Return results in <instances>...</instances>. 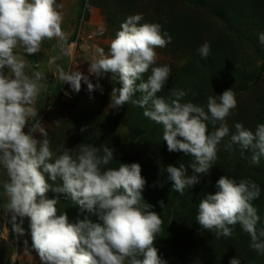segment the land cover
<instances>
[{
  "label": "clouds",
  "instance_id": "9594fccd",
  "mask_svg": "<svg viewBox=\"0 0 264 264\" xmlns=\"http://www.w3.org/2000/svg\"><path fill=\"white\" fill-rule=\"evenodd\" d=\"M59 7L56 0H0V167L8 177L2 188L13 231L23 235L22 218H30L33 247L42 264H166L154 247L162 220L152 211L153 206L144 202L146 181L140 164L119 163L118 168L104 170L114 161L115 149L83 144L78 152L65 150L53 161L48 133L32 107L44 87V76L39 71L27 75L26 61L15 50L22 48L33 55L44 41L56 40L61 52L67 54ZM142 20V14L127 17L108 54L101 48L99 58L89 62L88 75L60 67L57 71L63 84H69L74 92L81 91L83 82L89 93L99 90L101 94L99 81L111 73L112 81L122 87L113 88L109 107L119 111L131 103L143 108L146 118L163 126L162 138L168 151L193 158L189 164L191 176L183 164L166 168L167 180L173 182L172 191L184 195L185 189L197 185L199 175L215 163L217 146L230 132L226 118L237 101L233 91L227 90L220 96H209L206 111L192 102H182L188 94L182 89L172 88L167 99L158 96L171 69L167 65L153 67L157 61L155 49L165 47L172 38L162 33L160 24H140ZM259 42L264 45V33H260ZM197 51L206 60L210 45L205 42ZM149 70L145 82L143 77ZM90 76L96 77L95 84ZM136 93L140 96L133 99ZM30 117L34 122L26 134ZM209 122L214 127L220 122L211 134ZM34 133L43 139L37 140ZM234 145L241 156L250 151L251 163L259 165L264 157V124L253 132L236 123L225 148L231 151ZM45 174L52 182L59 178L62 184H49ZM216 188L215 194H206L198 205L196 220L201 229L212 232L217 239L231 237L234 228L230 226L239 223L250 236V247L264 254V228L257 229L260 217L252 204L261 195L260 186L252 180L237 183L222 176ZM49 190L97 214L103 223L70 224L66 214H57L59 200L46 198ZM159 205L164 208V201ZM229 264L241 261L232 258Z\"/></svg>",
  "mask_w": 264,
  "mask_h": 264
},
{
  "label": "rangeland",
  "instance_id": "374dc122",
  "mask_svg": "<svg viewBox=\"0 0 264 264\" xmlns=\"http://www.w3.org/2000/svg\"><path fill=\"white\" fill-rule=\"evenodd\" d=\"M98 1L56 0V4L62 6L57 8V11L63 18L62 31L66 36L67 54L61 52L56 40L44 41L39 52L33 55H28L22 48H17L15 52L26 61L25 73L27 75L31 77L33 72L39 71L44 76V87L32 107L37 111V117L48 133L53 161L58 157V153L62 155L65 150L78 152V147L82 144L88 145L89 139L98 141V139L110 136L113 141L112 148L115 149L114 161L117 165L119 163L140 164L141 175L146 181L142 193H152L173 183L167 180L166 168L169 165L179 167L183 164L186 168L192 161L187 162L188 159L183 152H175L172 156H168L155 153L150 147L140 144L139 134L128 125L133 124L134 127H138L146 117L138 107L132 108L130 103L125 104L119 111L109 107L113 88L121 87L119 82L112 81L111 73L106 74L99 81L103 87V94L99 90L89 93L87 85L83 82L81 91L76 93L69 84H63L59 79L58 67L65 71H81L88 75L89 62L93 58H99L98 50L101 48L104 49L105 55L108 54L111 42L121 30V24L126 21V19L119 20L118 18L109 21L115 14L116 7L110 8L112 15H106L97 5ZM135 1H137L135 6H138L137 10H139L137 14H142L143 21L160 24L161 30H163L164 23L168 24L173 21L178 13L191 14L193 20L202 18L203 26L208 23L210 25L204 34V43L212 44L220 35L230 38L232 47L228 49V54L235 67L226 81L220 84H210L205 89V98L199 105L205 107L207 111L209 96H220L227 90L233 91L237 106L225 121L230 130L229 136L217 146V159L207 173L199 175L200 182L191 189L186 188L184 195L178 193L177 200L168 214L165 211L158 213L164 219L160 232L164 230V227L165 229L170 228L172 236H175L177 240L175 244L168 243V241L158 244V255L166 264H229L232 258L240 259L241 264H264V254L255 250L250 251L249 255L243 252L241 241L244 239L240 240L235 233L231 237L221 236L218 239L214 237L209 243L203 239L210 237L191 236L189 240L188 238L180 240L179 231V224L192 220L185 214L183 204L189 205L192 196L200 203L206 194H215L216 191L211 186L213 177L217 173L223 170L224 176L228 178H231L230 175L240 177L243 175L241 166L254 173H261L258 165L252 164L250 160L242 159L235 149L226 150L225 146L231 134L235 132L236 123L243 124L246 129L253 132L256 130L258 121L256 114L260 106L258 99L264 93V45L259 42V35L264 31L255 24L234 19L229 11L223 17H218L213 10L202 7L195 0ZM155 51L157 61L153 67L167 65L171 69L165 87L176 80L183 67L193 61L196 55L192 51L184 52L180 46H173L169 43L163 48H156ZM5 73L11 76L7 69ZM150 74L151 70L144 75L145 82ZM203 77L207 79L208 73H204ZM90 79L94 84L97 82L95 76H90ZM138 83L140 81H137ZM160 94L161 92L157 95ZM94 114H98L99 120H93L91 125L88 118L91 119ZM33 119L29 118V125L24 129L26 134ZM121 120L127 126L121 125ZM112 122L117 123L118 127L114 131H107L113 125ZM219 126L220 122H217L215 127L210 122L207 123L208 134ZM81 129L86 130L82 132ZM33 135L37 140L43 139L39 133ZM56 137L59 144H52ZM54 145L59 152L54 151ZM71 154L75 155V153ZM239 166L240 170H236ZM45 175L46 179L50 180L47 174ZM243 176L244 179H248L245 175ZM7 179L5 170L0 167V264H42L33 247L30 218H22L23 235H18L13 231L11 214L6 207L7 198L3 195L2 188V183ZM161 184L163 187L160 186ZM20 219H17V223Z\"/></svg>",
  "mask_w": 264,
  "mask_h": 264
},
{
  "label": "trees",
  "instance_id": "16d2710c",
  "mask_svg": "<svg viewBox=\"0 0 264 264\" xmlns=\"http://www.w3.org/2000/svg\"><path fill=\"white\" fill-rule=\"evenodd\" d=\"M204 8H210L213 10L214 14L218 17H223L226 15V12L229 11L233 14L234 19L242 20L244 23H252L260 27L264 31V0H195ZM137 1L135 0H99L97 5L103 10L104 14L112 15L110 8L112 6L116 7L115 14L109 19L113 20L118 18L119 20L127 19V17L131 15H135L139 12L138 6H135ZM137 10V11H135ZM191 14L188 13H178L174 20L167 23H164L163 32H167L172 40L170 45L180 46V49L185 51H192L196 55L190 63H187L182 71L176 77V80L172 83H169L167 87L161 91V94L158 96L167 97L170 95V90L172 88L182 89L188 94L184 97L182 102H192L196 105L202 104L206 92V88L210 86V84H220V82H224L227 80L229 74L235 69L234 62L230 60L228 49L232 47V42L230 38L218 36L217 39L210 45V55L205 60L198 53V49L204 44V34L209 29V23L206 26H203L204 20L202 18H197L193 20ZM145 23L143 20L140 21V24ZM204 73H208L209 77L205 79L203 77ZM257 82L255 81V84ZM207 86V87H206ZM122 87V85H121ZM195 94V95H194ZM140 93H136L133 99H138ZM131 104V103H130ZM259 109L257 116V126L264 124V93L258 99ZM134 107H138L139 111L144 112L143 108H140L136 105H131ZM128 110H132L128 108ZM91 116V115H89ZM94 117V118H93ZM91 119L88 118V122H92L93 120H99L98 114H94ZM38 118V117H37ZM119 120V119H118ZM34 122V119L32 120ZM121 125L127 126L125 122L121 120ZM110 129L107 131H114L118 124L112 122ZM130 126V127H129ZM129 128H133L137 134H139L140 144L146 145L150 147L151 150L158 154H167L168 156H172L175 152H169L167 148L166 141H163V126L156 124L154 121H151L149 118H145V121L142 120V123L138 127H134L133 124L128 125ZM56 137L52 144H59V141ZM89 139V137H88ZM58 142H57V141ZM57 142V143H56ZM113 141L110 136L105 139H98V141L90 140L88 141V145H92L94 147L100 148L102 146H107L112 148ZM55 152H59L56 145L53 147ZM233 149L240 155L242 159L250 160L252 153L247 151L244 153V156H241V151L238 146L234 145ZM57 150V151H56ZM60 155V153H58ZM58 155V156H59ZM188 161H192V157L185 156ZM184 158V159H186ZM244 160V161H245ZM260 167L261 173H254L247 168L241 166L242 173L245 175L248 180H252L256 182L261 189V195L258 199L252 201L253 206L257 209V214L260 217L257 229L264 228V157L261 158L260 163L258 165ZM118 168L117 162H112L109 165L105 166V168ZM187 175L191 176L193 174L192 169L189 166H186ZM236 170H240L237 168ZM227 172H231L227 170ZM230 175L231 178L239 183V180L244 179V176ZM224 176V171L217 173L213 177V184L211 186L217 192L216 183L217 181ZM49 184L53 186H59L62 184V181L58 178L55 182L48 180ZM173 183L170 185L164 186L163 189L153 191L152 193H142L144 198V202L153 206L152 211L157 214L165 211L166 214L170 212V209L173 207L174 203L177 200L178 193L172 191ZM46 198L48 199H58L59 203L57 204V214H66L68 217V222L70 224H78L79 222H91L93 224L103 222L100 220L99 216L95 213L89 212L87 210H82L79 206L75 205L72 201L68 199L67 196L62 194H57L51 190L46 193ZM164 201L165 207L161 208L159 205L160 201ZM198 205L199 202L192 196L191 202L188 204H183V209L185 210V214L187 217H190L192 220L190 222H185L184 224H179V231L181 238L189 240L191 236H196V238H207L203 239V241H208L211 243L215 237L212 232L201 229L198 221L196 220V216L198 214ZM162 220V224L164 219L162 215L160 216ZM194 219V220H193ZM234 228V232L236 236L241 240V245L243 246V252L248 254L250 251H254L250 247V236L243 231L241 225L237 223L234 226H230ZM163 230V228H162ZM169 229H165L156 235V241L154 247H158V244L161 242L168 241V243L175 244L176 237L172 236ZM161 236V237H160ZM163 236V237H162ZM212 254V253H211ZM210 256V254H209Z\"/></svg>",
  "mask_w": 264,
  "mask_h": 264
}]
</instances>
